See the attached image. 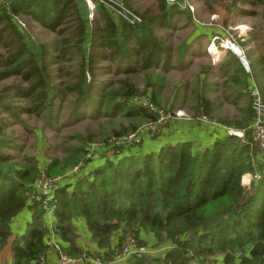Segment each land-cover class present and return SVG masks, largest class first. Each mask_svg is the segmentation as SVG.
<instances>
[{"label":"trees","instance_id":"obj_1","mask_svg":"<svg viewBox=\"0 0 264 264\" xmlns=\"http://www.w3.org/2000/svg\"><path fill=\"white\" fill-rule=\"evenodd\" d=\"M179 1L153 0L158 7L155 11L135 9L130 0H123L140 15L138 24L115 19L100 2H96L92 19L84 14L82 0H10L8 5L0 2V83L16 79L0 86V108L17 119L16 124L23 130L29 129L22 113L44 114L50 122L56 105L68 94L74 95L71 113L78 117L84 114L79 107L89 104L101 114L155 121L156 113L130 104L131 97L144 94L134 83L100 77L117 75L121 70L129 73L135 67L130 58L140 59L144 68L155 50L167 54V46L154 30L169 28L173 16L185 12L178 7ZM237 1L264 9V0ZM241 13L253 11L241 9ZM15 16L28 18L54 34L55 39H30L15 22ZM134 42L136 48L130 45ZM235 43L241 46L244 41ZM123 61L126 66H122ZM105 62H117L114 71ZM53 77L60 80L63 89L54 84ZM238 82L246 88L244 79L238 78ZM261 89L264 101V84ZM237 94L238 99L249 93ZM150 95L159 102L155 93L153 98ZM206 104L199 100L193 115L209 116ZM239 110L241 119L224 120L223 124L242 131L243 136L225 133L203 149L193 148L189 141H179L141 153V144L149 137L145 135L140 147L108 144L97 151L105 157L104 162L97 163L92 156L87 157L91 145L70 147L65 157L50 158L45 172L49 176L62 175L69 166L79 164L87 169L74 178L71 190L67 186L56 188L48 201L41 196L30 197L35 193L33 184L39 173L37 160L20 153V135L13 131L6 136L0 118V250L11 236L12 219L29 209L30 223L21 236L12 240L10 264H37L47 248L44 213L45 207L51 205L59 245L71 256L83 252L76 245L74 229V220L83 218L101 251L93 253L104 260L113 258L126 232L140 240L138 233L143 230L158 239L172 240L171 248L162 258L133 255L125 264H264V147L252 142L247 127L254 114L251 99ZM135 127L114 131L113 136L119 139ZM247 172L259 175L249 188L241 183ZM117 230L120 239L111 247V235Z\"/></svg>","mask_w":264,"mask_h":264},{"label":"rangeland","instance_id":"obj_2","mask_svg":"<svg viewBox=\"0 0 264 264\" xmlns=\"http://www.w3.org/2000/svg\"><path fill=\"white\" fill-rule=\"evenodd\" d=\"M130 1L135 9L144 10L146 8H150L158 11V7H156L153 0ZM186 1L192 6V11L183 8L181 5H179L180 3L178 4V7L185 12H188L192 20L188 19L184 13H181L179 16L174 15L171 26H174L175 29L169 31L167 29L164 30L170 34V41H172L173 44L175 43V45L178 46L182 42H187L194 31L203 30L202 33H205L204 28H206L211 31L212 34L207 37L205 34H199L197 38L201 37L199 40H201L202 46H207L209 42H214L216 44L218 50H215L214 47H212L209 43L210 45L208 46V51L211 53L218 54L216 56H223V53L227 52V50L231 52L230 48L223 47L224 44L228 42L234 45L235 42L240 40L244 41V44L246 45L242 51L237 45H234L235 50L241 52L240 57L248 59L249 53L250 59H253L257 55L258 57H261V61L263 62L262 64L264 65V9L262 6H244L242 4L240 5V2L238 1L235 2V0H209V2H207V0ZM167 2L173 3L170 0H167ZM241 9H248L253 11V13L242 14ZM87 13L88 10L85 8L84 14L87 15ZM93 16L94 14L90 18L88 15L89 19H92ZM21 20L25 25L22 30L30 39L39 42H51L55 39L54 34L44 31L40 26L28 18L25 19L24 17H21ZM220 33L223 34V36H221ZM116 63L106 62V64L112 65V71H114ZM212 64L211 58H208L202 54L195 57L191 62L192 66L186 70L172 71L167 73L153 69V71L150 70L145 73L142 70H140L139 73L132 72L130 74L120 72L117 75L111 74L101 76L100 79H111L112 81H117L118 79L123 78L136 84L140 90V93H151L152 98L153 93H155L160 100L159 102L153 101L154 104L157 105L161 111H163L164 117L169 118V120L164 123V126L161 125L163 131L156 130L155 133L158 134L152 135H150L152 133L150 132L149 137H164L169 136L168 130L171 128V126H173V124L177 123L176 126L181 127L183 123L185 124L187 121L202 123L201 121H196V119H194L196 116L190 113L187 108L185 109L189 112L168 107V99L172 96V91L176 83H190L191 87L189 91L191 92L187 97L188 107H190L191 104L189 103L192 101L190 97H192L194 94V85L197 78L199 77L200 71H202L204 67L211 68L213 70V66H211ZM258 74V77H255V82L257 83L256 85L259 88L260 94L262 96L261 88L264 84V74ZM88 78H90V76H88ZM15 80L16 79L14 77H11L2 81L0 86L10 84ZM53 82L54 84L58 83L60 88L63 89L64 86L63 84L61 85L59 83L60 80L57 77H53ZM147 83H152L153 86H148ZM180 87L177 93L178 100H181V94L183 93L182 91H184L185 86L181 88ZM206 94L210 98L213 97L212 99H214L217 95V93L211 92ZM93 95L97 96V93H93ZM63 96L64 97L60 102V105H56L58 108L54 111L55 114L51 120L52 122H48L44 114L40 116L34 114H23L25 123L27 124V128L29 130H23L20 125H16L14 128L20 135L19 140L23 145L22 151L20 153H22V155L34 156L41 162L45 161L43 164L38 166L39 169L45 168L47 158L65 157L66 151L70 147L83 146L86 148L87 145H91V153H96L97 151L99 152L100 149L104 150L108 144L116 142V138L113 136L114 131L120 132L121 130L130 129L131 126L136 125L135 129H138L137 134H139L141 133V130L150 123L147 120L142 119L140 116L136 118L130 115L125 116L119 114L109 116L106 114H101L96 110L93 111L92 106L89 104H82L79 107L78 110L84 111V114L82 117H78L75 113H71L73 108L72 99L74 95L68 94ZM248 100H250L249 94L240 96L234 106H216L214 111L209 116H206V121H208L206 124L219 127L220 129L224 130V128H222L226 126L223 124L224 120L234 122L235 120H239L243 117L239 108L247 105ZM22 103L29 105L28 102ZM248 126L249 125H247V127ZM226 128V131H230V133L234 135H237L236 133L238 132L242 133V131H238L231 127L228 128L226 126ZM149 131H151V129ZM136 144L139 146L140 142ZM203 148L204 147L201 149ZM73 166L75 165H72L71 168H73ZM77 166H80V164ZM71 168L70 166L68 167V169ZM250 174L252 175L253 173ZM139 239V244L143 246L147 253L152 257L158 256L162 258L163 253L172 246V240L166 238H155L154 240L147 241H144L141 238ZM118 248L119 247H117L115 251ZM190 264L195 263L192 261Z\"/></svg>","mask_w":264,"mask_h":264},{"label":"crops","instance_id":"obj_3","mask_svg":"<svg viewBox=\"0 0 264 264\" xmlns=\"http://www.w3.org/2000/svg\"><path fill=\"white\" fill-rule=\"evenodd\" d=\"M83 2V1H82ZM84 3V2H83ZM86 7V5H84ZM188 19H191V16L188 12H183ZM88 14V13H87ZM192 20V19H191ZM155 29L154 35L157 37H161L164 41V44L168 48V52L162 53L159 52V49L153 54V58L148 66L142 67L141 66V60L135 61L134 58H130L131 61L133 60L135 67L130 70V73H139L140 70L145 72L148 71H163V73L172 72V71H181L186 70L187 68H190L192 60L199 56L204 54V56L211 58L213 70L211 68H205L200 71L199 77L196 80V83L194 85V94L190 99L189 104H191L190 107H188V96L191 91H189L191 85L190 83H184L179 82L176 83L173 91L172 96L168 99V107L172 109H181L187 111L185 108H187L190 113L195 112V107L197 105V102L200 100L206 101V106L208 107V111L211 114L214 111V108L216 106H234L237 102L236 96L237 93H248L251 85L253 83L257 84L255 81V76L253 73H261L263 75L264 69H263V62L261 61V57L257 56L253 59H250L249 53H248V59L240 57L239 54H236L231 50L227 52H222L223 56H216L218 54L211 53L208 51V46L211 44L208 43L207 46H202L201 40L197 36L200 34H205V36H209L212 34L211 31L204 28L203 30H196L193 32L192 36L187 40V42H182L178 46L173 44L172 41H170V34L168 32H165L164 30H174V26H170L169 28L165 29ZM222 33V32H221ZM223 36V34H221ZM130 44V43H129ZM128 44V45H129ZM132 48H136L135 42L132 44ZM234 45H237L236 43ZM202 46V47H201ZM238 46V45H237ZM246 45L243 44L241 46H238L239 49L242 51ZM131 47V46H130ZM211 48V47H210ZM223 49V48H222ZM225 50V49H224ZM3 51V48L0 45V52ZM106 64V62H105ZM124 64V61L122 62V65ZM108 65V64H106ZM153 69V70H152ZM123 72V70H121ZM126 73V72H125ZM238 78L241 80L244 79L246 83V88H243V85H240L238 82ZM132 82V81H130ZM133 83V82H132ZM148 86H153L152 83H147ZM183 87L184 91L181 94V100L177 99V93L179 91V87ZM135 87L138 89V86L135 84ZM180 87V88H181ZM217 93L214 99L210 98L206 93ZM156 98L158 101L160 100L159 97ZM183 99V100H182ZM132 105V104H131ZM141 108V107H140ZM0 118L1 122L4 124L3 130L5 131L4 134L6 136L12 135L13 131L16 132L15 126L18 124L17 119H13V117L10 116L9 112L6 110H3L0 108ZM187 111V112H189ZM240 112V111H239ZM21 118L24 119L23 113L21 114ZM176 124H173L171 128L168 130L169 136H160L158 138H151L147 137L144 139V141L141 144V147L139 149V152H149V151H157L163 144L165 143H176L179 141H189L192 143L193 148L201 149L202 147H207L212 145V143L217 139L222 137L226 133V126L222 127L224 130L220 129L219 127H214L206 123H196L194 121H187L185 124L181 127L176 126ZM177 128V129H176ZM229 128V127H228ZM171 134V135H170ZM198 142V143H197ZM201 147V148H200ZM121 157V156H120ZM119 158V157H118ZM93 162H104L105 157L103 158L99 154H94ZM37 160V165L43 164L44 162H41L40 160ZM50 158H47L46 164L49 162ZM93 164H90L88 168L90 169V166ZM87 169H81L82 173L84 170ZM246 174V173H245ZM74 181V177H68L66 179H63L59 182L58 187H68L69 190H71V183ZM241 183H242V177H241ZM243 185V184H242ZM31 221V211L29 209H23L18 215H16L11 223H10V229H11V236L8 239L5 246L0 250V264H10L12 261V253H11V243L12 240L16 236H21L23 232L25 231L27 224ZM55 222L56 219L54 217L53 211L50 214L44 213V224L47 227V234H46V244L47 248L45 250V259L47 261V264H55L56 263V254L55 251L52 248L51 243L56 241L60 243V236L55 233ZM74 229L76 234V245L80 247L82 251H88V252H101L100 249L97 247L96 243L91 238V233L89 232L85 220L83 218H77L74 220ZM139 238H141L144 241L147 240H154L156 237L152 233H147L145 231H140ZM120 239V231H116L111 235V242L110 246H115ZM67 246V244H65Z\"/></svg>","mask_w":264,"mask_h":264},{"label":"built area","instance_id":"obj_4","mask_svg":"<svg viewBox=\"0 0 264 264\" xmlns=\"http://www.w3.org/2000/svg\"><path fill=\"white\" fill-rule=\"evenodd\" d=\"M86 8L88 10V15L91 16L94 14L96 9V2H100L103 4L106 10L116 19H124L129 21L132 24H138L141 22V17L136 12L129 9L123 0H82ZM175 2L176 0H170ZM0 2L8 5L10 0H0ZM179 5L183 8L189 9L192 11V6L188 4L186 0H180ZM15 22L17 25L23 29L24 23L22 22L21 18L18 16L14 17ZM249 95L251 99V106L253 109V118L249 123L248 129L250 130V137L253 143H255L258 147H264V101L260 94L259 88L255 83H253L249 89ZM130 104L145 108L153 113H156L157 119L155 121H148L150 122L144 129L141 130V133H138V129H134L132 132L127 133L125 136L117 139L116 142L111 143L109 145H119V146H127L131 144H136L140 142V139L145 135L149 136L150 132L152 134L155 131H163L161 125L164 126L169 118H165L163 111L154 104L153 100L151 99L150 93H144L141 95H136L130 98ZM196 121H201L203 123H208L206 121L207 117L205 115H198L194 117ZM161 128V129H160ZM151 129V131H149ZM226 133L231 134L230 131H226ZM238 136H242L243 133L238 132L236 133ZM240 134V135H239ZM92 154V155H91ZM96 153H91V150L87 153V157L93 156ZM81 166H73L71 169H67L65 173L62 175L57 176H49L45 172L44 169H39V173L37 178L34 181V194L30 195V197H44L46 201L50 200L53 195V191L58 187V184L61 180L66 179L68 177H74L76 179L77 176L82 174ZM246 177V179H245ZM259 175L255 173L254 175L250 173H246L242 175V184L247 188L250 187V184L253 180L258 179ZM53 207L48 205L45 207V212L47 214L52 213ZM129 233V234H128ZM125 236L122 239V242L119 246V250L115 251L114 256L111 260H104L102 256L95 255L93 252L83 251L78 256H71L67 253L63 252L59 243L54 241L51 243L53 250L56 254V263L55 264H125V262L133 255L141 256L143 254H148L147 251L144 249L143 246L139 244V240L134 236L132 232H126ZM37 264H47L45 259V255H41L38 260Z\"/></svg>","mask_w":264,"mask_h":264},{"label":"bare ground","instance_id":"obj_5","mask_svg":"<svg viewBox=\"0 0 264 264\" xmlns=\"http://www.w3.org/2000/svg\"><path fill=\"white\" fill-rule=\"evenodd\" d=\"M242 29H243V27H242ZM243 31H245V30H243ZM211 46L214 47L215 50H218L217 47H216V44L214 42L211 43ZM223 47L230 48V49L233 50L234 53L236 52V54L241 55V52L240 51H236L235 50V48H234L235 46L233 44H230V43L227 42L226 44L223 45Z\"/></svg>","mask_w":264,"mask_h":264}]
</instances>
